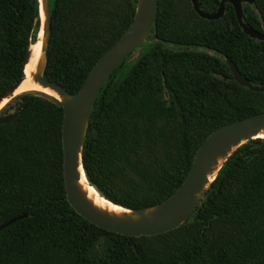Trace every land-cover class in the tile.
<instances>
[{"label":"trees","instance_id":"trees-1","mask_svg":"<svg viewBox=\"0 0 264 264\" xmlns=\"http://www.w3.org/2000/svg\"><path fill=\"white\" fill-rule=\"evenodd\" d=\"M222 0H200L215 12ZM138 0H53L45 76L77 92L132 24ZM264 32V0L244 3ZM41 26L39 0H0V96L25 77ZM109 78L92 112L83 165L101 193L129 209L156 205L187 178L216 129L264 111V91L232 78L230 57L264 85V41L232 3L219 19L192 0H159L148 39ZM0 264H264V137L225 162L188 222L131 236L97 226L67 196L62 103L27 91L0 112Z\"/></svg>","mask_w":264,"mask_h":264},{"label":"water","instance_id":"water-1","mask_svg":"<svg viewBox=\"0 0 264 264\" xmlns=\"http://www.w3.org/2000/svg\"><path fill=\"white\" fill-rule=\"evenodd\" d=\"M40 1L41 26L38 32L36 44L41 32L44 36V60H39L37 66L31 73L33 82L54 90L64 108L63 119V148H64V174L68 200L76 211L84 218L99 227L124 235L140 236L153 235L175 229L186 224L190 216L195 211L206 196L208 189L218 176L228 158L233 152L250 139L264 137V111L250 115L248 117L230 122L212 132L198 149L191 170L179 186V188L164 201L141 209H129L116 204L91 183L83 165L84 141L89 126L92 112L97 99L117 67L133 52L138 56V48L148 39L153 28L159 8V0H138L134 20L122 37L109 48L97 61L81 88L72 93L60 83L52 81L45 76L48 65V44L52 25L51 0H43L45 20L42 18V2ZM255 0H222L215 12L205 11L200 0H192L195 10L208 19H219L226 12V3L230 2L235 8L238 20L244 31L250 36L264 41V32L250 26L245 22L244 3L253 4ZM32 44V45H33ZM31 45V47H32ZM29 51L25 77L6 90L0 96V102L8 96V101L3 108L17 95L15 90L19 88L23 81L28 78L26 68L32 63L33 53ZM227 63L232 70V78L240 84L250 87L255 91H264V85L252 83L232 61L227 57ZM44 93L37 90H28ZM51 96V95H49ZM53 97V96H52ZM18 115V112L0 114V125L11 121ZM83 173L88 182L98 193L113 203L124 209L122 212H112L108 209L96 205L88 196V193L80 184ZM214 176V178H211ZM24 215L12 218L0 225V230L15 222Z\"/></svg>","mask_w":264,"mask_h":264},{"label":"bare ground","instance_id":"bare-ground-1","mask_svg":"<svg viewBox=\"0 0 264 264\" xmlns=\"http://www.w3.org/2000/svg\"><path fill=\"white\" fill-rule=\"evenodd\" d=\"M42 4V18L45 20V11H44V5H43V0H41ZM44 36L43 33L41 32V37L39 41L36 44H33L31 47V51L33 53V59L32 63L29 64L26 68V74L28 75V78L23 81L22 85L15 90V94L21 93L23 91H28V90H37V91H42L44 93H47L53 97H58V94L52 90L51 88L44 87L39 83L33 82L31 78V73L34 70V68L37 66L39 60H44ZM8 96L4 97L2 101L0 102V110L1 108L5 105V103L8 101ZM261 137L263 134H260ZM211 178H214V176H211ZM80 184L82 187L85 189V191L88 193L89 198L98 206L108 209L112 212H122L124 209L120 206L114 205L104 197H102L98 191L90 185L88 182L85 174L83 173L82 179L80 181Z\"/></svg>","mask_w":264,"mask_h":264},{"label":"rangeland","instance_id":"rangeland-1","mask_svg":"<svg viewBox=\"0 0 264 264\" xmlns=\"http://www.w3.org/2000/svg\"><path fill=\"white\" fill-rule=\"evenodd\" d=\"M53 2V0H51V3Z\"/></svg>","mask_w":264,"mask_h":264}]
</instances>
